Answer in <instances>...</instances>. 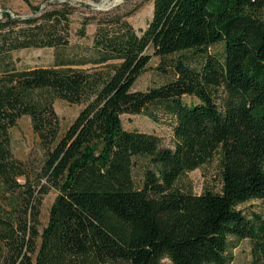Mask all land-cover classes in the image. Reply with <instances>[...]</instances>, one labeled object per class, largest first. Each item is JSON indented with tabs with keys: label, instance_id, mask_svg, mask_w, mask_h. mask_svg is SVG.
<instances>
[{
	"label": "trees",
	"instance_id": "1",
	"mask_svg": "<svg viewBox=\"0 0 264 264\" xmlns=\"http://www.w3.org/2000/svg\"><path fill=\"white\" fill-rule=\"evenodd\" d=\"M82 1L91 14L74 40L71 0L26 16L1 10L0 264H231L229 241L244 238L250 263L264 264V0H151L144 29L128 21L132 10ZM44 47L49 66L11 59ZM152 55L168 79L134 90ZM57 99L82 105L62 134ZM150 107L172 118L170 147L123 127L122 114L156 121ZM21 116L44 150L37 166L11 148ZM213 157L217 192L174 186ZM50 188L58 193L39 230ZM248 200L261 211L237 208Z\"/></svg>",
	"mask_w": 264,
	"mask_h": 264
},
{
	"label": "rangeland",
	"instance_id": "2",
	"mask_svg": "<svg viewBox=\"0 0 264 264\" xmlns=\"http://www.w3.org/2000/svg\"><path fill=\"white\" fill-rule=\"evenodd\" d=\"M55 0H0V14L2 9H8L11 13L21 16L30 15L32 7L45 6L49 2ZM91 3H98L100 0H87ZM75 11L71 16V31L72 39H75V30L80 26V20L85 14H91L86 6H81L79 3L73 2ZM117 6L120 10L125 12L132 10L133 12L127 17L128 21L135 29H144L152 14V1L151 0H123ZM116 7V6H114ZM111 7L107 10L113 9ZM91 10H96L89 7ZM98 11V10H96ZM105 11V10H100ZM95 30V24H89L86 32L88 37H91ZM220 50V45L211 46L207 49L209 52ZM190 55V51L186 52ZM176 54L168 56L174 58ZM11 59L19 68L35 67V66H49L53 59V49L49 47L44 48H24L11 53ZM196 59V58H195ZM194 59V60H195ZM159 57L152 55L146 69L136 79L133 89L146 90L151 86L160 85L168 79L166 73L160 66ZM182 100L192 103L196 101L193 96L183 95ZM80 104H70L62 99H57L54 102V109L58 115L60 122L61 134L72 122L81 109ZM150 111L154 112L157 120L154 121L149 118L145 112L139 114H122L121 120L123 127L128 130H139L158 135L161 143L164 146H171V125L172 118L168 116L163 110L156 107H150ZM10 144L14 155L23 160L28 161L33 165H39L44 157V150L41 148L37 135L33 132L30 119L28 116H21L16 125L10 130ZM174 186L182 191H190L191 193L198 194L204 190L217 192L219 190L220 181L218 174L217 157H213L210 161L202 164L196 169L181 174ZM57 191L50 188L46 194L42 196L41 200V213L39 230L46 224L49 214V207L53 202ZM261 201L248 200L244 203L237 205V208L242 210L243 213L248 214L251 211H261ZM231 245L228 246V253L231 256V264H251L250 263V240L247 238L240 240L230 239ZM39 240L37 241V246ZM1 245V244H0Z\"/></svg>",
	"mask_w": 264,
	"mask_h": 264
},
{
	"label": "water",
	"instance_id": "3",
	"mask_svg": "<svg viewBox=\"0 0 264 264\" xmlns=\"http://www.w3.org/2000/svg\"><path fill=\"white\" fill-rule=\"evenodd\" d=\"M71 1H73V2H75L76 0H71ZM123 0H118V1H116V2H113V1H111V3L109 4V5H106V6H104L103 5V0H100L98 3H91V2H89V1H82L84 4H86V5H89V6H91L92 8H94V9H96V10H107V9H109V8H111V7H114V6H117L118 4H120L121 2H122Z\"/></svg>",
	"mask_w": 264,
	"mask_h": 264
},
{
	"label": "bare ground",
	"instance_id": "4",
	"mask_svg": "<svg viewBox=\"0 0 264 264\" xmlns=\"http://www.w3.org/2000/svg\"><path fill=\"white\" fill-rule=\"evenodd\" d=\"M111 1L116 2L118 0H103V5L104 6L109 5L111 3Z\"/></svg>",
	"mask_w": 264,
	"mask_h": 264
}]
</instances>
